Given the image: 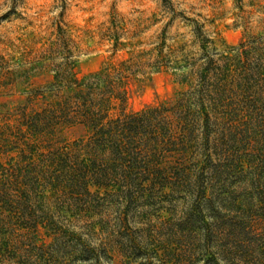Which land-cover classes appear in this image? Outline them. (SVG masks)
I'll use <instances>...</instances> for the list:
<instances>
[{"label": "trees", "instance_id": "obj_1", "mask_svg": "<svg viewBox=\"0 0 264 264\" xmlns=\"http://www.w3.org/2000/svg\"><path fill=\"white\" fill-rule=\"evenodd\" d=\"M136 64L107 62L83 77L67 68L40 97L31 91L42 104L23 112L14 137L1 134L0 264H112L114 238L144 221L140 203L164 197L188 203L191 232H210L207 213L217 219L227 203L220 177L262 166L264 36L208 56L195 81L182 79L186 91L128 113ZM176 216L167 222L178 235L187 221Z\"/></svg>", "mask_w": 264, "mask_h": 264}, {"label": "rangeland", "instance_id": "obj_2", "mask_svg": "<svg viewBox=\"0 0 264 264\" xmlns=\"http://www.w3.org/2000/svg\"><path fill=\"white\" fill-rule=\"evenodd\" d=\"M260 36L264 0H0V136L12 139L23 112L33 101L42 104L31 91L47 92L46 82L69 67L83 77L107 62L136 61L125 108L137 112L186 91L182 79L195 81L208 56L217 59ZM263 152L262 166L245 163L242 172L236 165L216 182L227 203L217 219L207 213L210 232L188 229L196 219H188L184 199L158 198L154 208L141 202L144 221L114 238L112 264H264ZM116 210L111 206V216ZM171 214L187 221V231L173 234ZM117 240L131 241L129 248ZM156 249L161 260L152 259Z\"/></svg>", "mask_w": 264, "mask_h": 264}]
</instances>
